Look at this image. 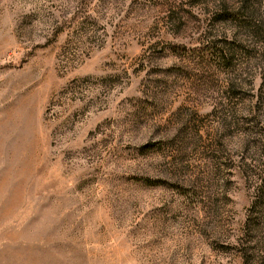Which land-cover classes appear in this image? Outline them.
Here are the masks:
<instances>
[{"label": "rangeland", "instance_id": "rangeland-1", "mask_svg": "<svg viewBox=\"0 0 264 264\" xmlns=\"http://www.w3.org/2000/svg\"><path fill=\"white\" fill-rule=\"evenodd\" d=\"M264 0H0V264H264Z\"/></svg>", "mask_w": 264, "mask_h": 264}, {"label": "trees", "instance_id": "trees-1", "mask_svg": "<svg viewBox=\"0 0 264 264\" xmlns=\"http://www.w3.org/2000/svg\"><path fill=\"white\" fill-rule=\"evenodd\" d=\"M264 192H261V195H263Z\"/></svg>", "mask_w": 264, "mask_h": 264}]
</instances>
